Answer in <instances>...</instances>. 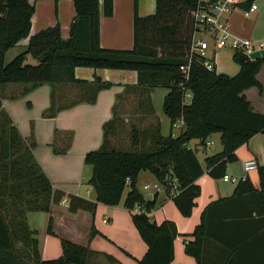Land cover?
<instances>
[{"label": "trees", "instance_id": "obj_1", "mask_svg": "<svg viewBox=\"0 0 264 264\" xmlns=\"http://www.w3.org/2000/svg\"><path fill=\"white\" fill-rule=\"evenodd\" d=\"M71 1L75 17L68 38L63 39L59 23L31 35L35 6L28 0H0V94L8 85L25 87L22 96L42 85L52 89L74 87L76 92L69 104H65L64 96H60L62 102L57 104L52 91L51 105L43 117L54 118L59 111L80 103L94 104L98 93L112 86L99 77L92 82L78 80L76 68L135 72L136 84L126 86L123 94L116 98L112 118L103 125L101 146L84 158V164L91 168L87 183L95 193V201L68 196V211L93 215L97 204L117 207L128 189L122 206L132 213V224L147 246L146 254L137 264H174V241L179 235L176 226L170 221L157 224L148 216L158 206V200L157 197L145 199L137 188L139 175L153 176L180 215L190 217L195 199L200 195L196 181L205 173L213 180H222L227 165L238 161L236 151L256 135H264V115L253 112L244 95L253 87L262 90L256 76L264 59L252 60L241 52H234L232 60L240 70L229 77L217 74L216 70L209 72L203 60L194 58L185 81L180 67L187 64L197 32L195 13L199 0H155V12L145 17L138 15V0H133L130 50L100 46V0ZM102 2L103 15L111 17L113 0ZM24 40H27L25 51L5 63L6 54ZM28 57L36 64H26ZM183 85L191 95L189 102L183 99L180 89ZM156 88L169 91L164 98L163 112L172 127L178 121L183 123L180 134L164 137L158 120L145 129L132 127L129 137L134 151H122L115 144V139L124 131V121L117 111L119 102L134 95L137 110L145 116L152 115L149 94ZM214 134L220 135L222 151L206 157L203 167L197 150L188 145L197 140L200 148L205 149L206 141ZM71 141V132L55 131L53 153L65 155ZM34 148V141L27 142L22 137L0 103V264H90L93 252L88 247L64 239H60L59 258L42 260L40 257L38 241L28 227L27 214L50 213L51 207L59 205L65 195L54 190L34 157ZM257 171L260 190H256L247 177L237 184L231 198L210 204L202 213L200 224L190 235L193 240L184 243L185 254L197 264H258L249 262L247 254L258 240L264 239V219L258 220L262 216L256 219L250 212L248 218L228 222L213 217L219 206L264 198V166L257 167ZM243 221H249V225ZM52 222L50 217L47 226L50 236L54 235ZM216 223L234 230L245 228L241 226H249V229L244 235L237 234L232 240L224 241L213 233L218 226ZM96 234L92 228L90 239ZM214 248L222 252V257L213 262L209 255L214 254L211 252Z\"/></svg>", "mask_w": 264, "mask_h": 264}, {"label": "crops", "instance_id": "obj_2", "mask_svg": "<svg viewBox=\"0 0 264 264\" xmlns=\"http://www.w3.org/2000/svg\"><path fill=\"white\" fill-rule=\"evenodd\" d=\"M28 1L35 6L31 35L59 23L63 39L68 38L70 25L75 17L74 5L71 0H59L57 2L54 0ZM233 1L234 8L226 17L231 35L252 45L264 44V42H258L264 40V32L259 38L255 37L257 34L255 26L260 16L258 1L263 0ZM102 3V0H100V46L110 50H130L133 46V0H113L111 17L103 15ZM253 3L257 5V12L249 19L244 18L243 13ZM154 12L155 0H138L139 16H149ZM209 42L207 52L212 54L207 60L214 65L217 74H224L229 77L237 75L240 70L238 65L237 70L233 72L228 68L230 66L229 63L225 66L221 62L222 59L228 57L227 52H224L227 50L219 49L212 41ZM26 45L27 40H24L18 47L24 48ZM233 54L234 52L231 55L232 62ZM222 70L224 72L228 70L229 73H222ZM75 77L78 80L87 82H92L95 77H99L102 81L111 83L112 86L109 89L101 90L94 104L80 103L74 107L59 111L54 118L43 117L44 112L51 105L52 91L55 92V96L59 95L63 90L74 91L75 93L76 89L74 87L65 86L52 89L49 85H42L22 96L25 87L8 85L0 95V103L1 108L8 113L22 137L27 142L34 141V157L52 183L54 190L60 191L65 195L63 200H67L68 196H77L94 202L95 193L93 200L87 199L79 193L83 171L87 167L84 164L85 155L101 146L103 125L112 118L116 98L123 94L126 86L136 84L137 76L132 71L76 68ZM256 78L262 90L259 91L256 87H253L246 90L244 95L249 101L252 111L264 115V63ZM168 92L167 89L156 88L149 94L154 113L148 116L154 118L155 121H159L161 134L164 137L170 134L174 136V132H181L183 127L180 124L172 127L170 120L163 112L164 98ZM60 96L67 97V95L61 94ZM57 98L58 96L56 101ZM135 100H137L136 96ZM61 102V100H58L57 104ZM69 102L65 101V104H69ZM18 116L19 118L23 116L24 121H21L22 123L18 122ZM55 131L72 133L71 145L65 155H55L53 153L52 145ZM209 139L214 141H206V146L213 145L216 141L220 143L219 134H214ZM190 143L188 147L197 150V158L201 166L204 167V159L208 157L205 154L206 148L201 149L198 146L199 141L193 147L190 146ZM200 155L201 157L199 158ZM236 155L238 161L227 165L226 175L238 179L248 177L252 186L256 190H260L257 169L245 172L243 163L248 160H255L257 167L264 166V135L259 134L253 137L247 144L236 151ZM238 183L213 180L206 173L203 174L196 181V184L200 187V195L195 199L192 214L190 217L184 218L180 215L172 200L166 195L163 186L153 176L148 173L139 175L137 188L142 194L145 191V195L143 194L145 199L153 200L157 197L158 200V206L148 216L157 224L170 221L176 226L179 235L174 241V264H197L194 258L185 254L184 243L193 240L190 235L200 224L204 210L214 202L231 198ZM145 186H148L147 190H145ZM122 204L117 207L97 204L96 211L92 215L84 211L70 213L67 204L62 201L59 205L51 207L50 213H28L26 217L28 227L34 233L33 237L38 241L41 259L54 260L59 258L61 256L60 239H64L76 245L88 247L93 252L89 260L90 264H137L146 254L147 246L141 240L132 224V213L125 210ZM257 211L261 212V215ZM250 212L256 219L259 216L262 217L258 220L264 219V198H249L248 201L240 202L239 204L219 206L215 208L213 217L216 220L222 218L221 220L226 222L231 219L243 220V218H248ZM50 217L53 220V236L47 234ZM224 217L229 219H224ZM104 220H107V222L104 223ZM216 224L218 226H215L213 233L224 241L232 240L237 234L244 235V231L246 233L247 229H249V226H241L245 228L234 230L222 223ZM243 224L249 225V221H243ZM92 228L97 234L90 239ZM256 243L251 248V252H248L247 259L249 262L264 264V239L258 240ZM215 249L211 251L214 254L210 253L209 255L213 262L218 261L222 257V252ZM110 259L114 262H111Z\"/></svg>", "mask_w": 264, "mask_h": 264}, {"label": "built area", "instance_id": "obj_3", "mask_svg": "<svg viewBox=\"0 0 264 264\" xmlns=\"http://www.w3.org/2000/svg\"><path fill=\"white\" fill-rule=\"evenodd\" d=\"M233 0H199V5L195 13V21L197 32L194 35L190 55L188 56L187 64L180 67V71L184 75L185 81L189 77V69L192 59L196 58L203 60L204 67L212 72L215 70L214 65L206 60V51L208 50V40L200 39L196 40L197 35H205L216 44L219 49L229 48L233 52H241L244 55L250 56L257 52L264 50V44L252 45L247 41L239 40L233 37L229 31L228 21L226 17L233 10ZM257 12V5L255 3L251 4L247 11L243 13V17L249 19L253 14ZM183 91V99L185 102H189L191 95L185 90L184 85L180 87ZM183 125L182 122H177L176 125ZM243 169L245 172H250L257 169V163L255 160H248L243 163ZM224 182L238 183L244 181L245 178L238 179L233 176L225 175L222 179ZM145 190L148 186L144 187ZM158 190V188H156ZM64 204H67V200H63ZM106 221L104 220V223Z\"/></svg>", "mask_w": 264, "mask_h": 264}, {"label": "rangeland", "instance_id": "obj_4", "mask_svg": "<svg viewBox=\"0 0 264 264\" xmlns=\"http://www.w3.org/2000/svg\"><path fill=\"white\" fill-rule=\"evenodd\" d=\"M258 7H259L260 16H259L258 21H257L256 26H255V30L257 33L255 35L256 38H259L264 32V0L258 1ZM195 39L196 40L205 39V40H208V43L210 44L209 38L205 35H202V34L197 35L195 37ZM258 42L259 43L264 42V40H260ZM211 45H212V43H211ZM224 50H227L224 52H227L228 57L226 59H222L221 62L225 66L229 63L230 66H228V68L234 72L235 70H237V65L231 61V55H232L233 51L230 50L229 48H226ZM24 51H25V47L24 48L23 47H16L15 49L10 50L6 54L5 63L11 62L15 57H17L18 55H20ZM211 54H212L211 52L206 51V60L208 59V57H210ZM207 61H209V60H207ZM218 61H219V59H218ZM26 64L35 65L36 62L33 59H31L30 57H28L26 59ZM233 72H231V73H233ZM222 73H229V72L227 70V72L223 71ZM161 89H163V88H161ZM164 90H166V89H164ZM60 94L61 95H67L66 98L68 99V101L66 99V102H69L70 100H72L74 98L72 96V94H74V91L63 90L61 93H59V95ZM59 95H57L58 96L57 101L60 98ZM145 107L147 108V106H145ZM137 108H138L137 107V100H135L134 95L128 96L124 101H120L118 104L117 111L121 114V119L124 121V131H122L119 134V136L115 139V144L117 146L121 147L122 151H128V152L134 151L132 140L129 137V132H130L132 127H135L138 129H145L150 124L155 123L154 118H151L150 116H145L143 113L141 114L137 110ZM18 119H19V121H18L19 123H22L21 121H24L23 116H21L20 118L18 116ZM179 133H180V131H175L173 135L177 136ZM207 141L210 142V141H214V140L208 139ZM197 143H198V141L194 140L193 142L190 143V146L193 147ZM221 150H222L221 144L216 141V143H213V145L206 146L205 154L209 157V156L215 155L216 153L221 152ZM200 157H201V155L199 156V158ZM84 170L85 171H83V176L81 179V185L79 187V193L81 196H83L87 199L93 200L94 191L91 188V186L88 185V183H87L91 177V168L89 166H87V167H85ZM127 193H128V189L125 190L121 203H123V200L125 199V196ZM143 194L145 195V191H143ZM106 222H107V220H106Z\"/></svg>", "mask_w": 264, "mask_h": 264}, {"label": "water", "instance_id": "obj_5", "mask_svg": "<svg viewBox=\"0 0 264 264\" xmlns=\"http://www.w3.org/2000/svg\"><path fill=\"white\" fill-rule=\"evenodd\" d=\"M250 58L252 60H261V59H264V50H261V51H257L255 53H253Z\"/></svg>", "mask_w": 264, "mask_h": 264}]
</instances>
